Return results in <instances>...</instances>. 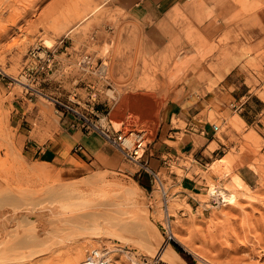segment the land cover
<instances>
[{
    "label": "rangeland",
    "instance_id": "rangeland-1",
    "mask_svg": "<svg viewBox=\"0 0 264 264\" xmlns=\"http://www.w3.org/2000/svg\"><path fill=\"white\" fill-rule=\"evenodd\" d=\"M86 1L0 0V225L4 227L19 221L21 216L22 221L19 222L23 225L19 233L15 230L16 233L13 231L3 238L5 245L22 241L25 244L28 238L29 244L33 239L39 240L36 236L41 237L50 225H54L49 219L64 220L69 217L65 219L67 222H62L73 228V221L81 220L79 214L88 213V208L72 200L56 201L57 196L50 184L54 180L78 181L98 176L102 180V188L117 181L127 183L131 179H135L143 188L146 186L149 224L159 228L163 240L170 244L174 241L182 247L189 256L187 259L181 254L188 264H264V152L261 151L264 139L251 128L246 131L245 123L234 122L232 115H238L236 111L225 112L221 111L223 105H208L196 117L198 121L216 124L215 136L221 141L224 134L230 135V140L235 142L225 149L218 147L213 140L202 159L195 160L194 151L162 156L164 162L157 171L162 181L159 183L167 192L168 213L171 214L167 218L159 183L153 182L148 172L139 174L137 165L125 160L98 133L95 134L102 140V147L89 154L83 169L72 175L62 171L61 162H55V159L45 163L31 157L28 153L31 140L37 139L45 144L54 138H63L65 141L59 154L64 151L69 161H74V145L68 140L73 130L70 128V118L55 113L48 98L24 85L28 83L39 91L63 99L76 90L82 98V106L89 104L90 108L92 105L95 109L93 112L102 118L101 122H107L113 115H122L120 122L126 120L147 128L148 144L144 152L147 158L151 141L163 119L161 114L167 101L166 90L178 92L187 89L186 85H175V82H184L190 76L197 77V72L202 74L208 71L217 76L209 64L217 71L228 64L230 68L235 67V72L245 73L250 78L253 77L252 73L264 76V25L256 15L261 3L258 0H230L239 3L238 9L234 10L232 17L233 11L229 6L230 17L224 20L223 27H218L206 20L213 15V11L206 10L201 0H189L191 8L182 7L171 18L169 27L175 33L174 40L170 36L158 40L151 34V22L145 28L142 23L127 20V12L115 5V0H92L90 7ZM47 39L53 41L49 49L53 51L58 67L54 66L52 74L46 76L41 73L38 79L30 81L26 75L29 52L34 46H45ZM170 47L171 52L168 50ZM194 48L211 51L201 53L197 57L200 62L193 61L194 65L196 61V66H199L197 72L192 70L191 63L183 70H177L179 61L176 55L193 51ZM82 52L92 54L94 62L99 63L101 59L106 61L108 84L95 74H83L78 70L75 59ZM118 64L120 66L117 68ZM170 73L174 75L173 81L168 79ZM76 77H86L85 81L96 82L91 88L82 80L75 83ZM164 77L171 84L162 85L160 82ZM246 81L250 82V79L246 78ZM188 87L192 90L186 91L187 95L190 92L198 93L199 86ZM251 87L255 90L257 85L252 84ZM93 92H96L95 98H87V94ZM258 92L264 97V88ZM18 117L20 122L16 125ZM116 126H121V123ZM225 154L232 155L238 165L229 170L226 162L222 161L225 157L220 159ZM251 164L253 167H249ZM238 169L249 187L238 186L232 181V173L238 172ZM46 170L49 171V178L43 176ZM196 175H199L197 180L201 184L197 189L199 192L180 195V186L175 181ZM224 186L235 194L233 202L222 203L220 198L210 194L213 187ZM81 208L88 211L83 212ZM128 209H133V205ZM73 211L81 212L77 214ZM73 216L77 218L71 219ZM86 216L89 217L88 214ZM32 217L35 220L31 221ZM166 219L169 220L168 224ZM130 226L128 230H122L123 233L128 231L123 235H120L121 229L116 228L112 231L114 234L108 237L78 238L69 248L60 247L55 240L48 239L49 242L53 241L49 247H55L54 251L45 255L33 253L32 258L23 259L17 264H68L74 249L80 245L84 247L82 258L105 254L110 257L111 264H133L132 259L139 257L157 258L158 264H168L157 254L137 244L139 239L134 234V225ZM171 229L177 233L178 239L172 237Z\"/></svg>",
    "mask_w": 264,
    "mask_h": 264
},
{
    "label": "crops",
    "instance_id": "crops-1",
    "mask_svg": "<svg viewBox=\"0 0 264 264\" xmlns=\"http://www.w3.org/2000/svg\"><path fill=\"white\" fill-rule=\"evenodd\" d=\"M188 1L115 0L114 4L127 12V20L142 23L145 28H148L151 22L153 25L151 34L156 39L164 40L170 36L174 40L173 34L175 35V33L169 27L171 18L177 13L178 9L182 7L191 8L192 5H188ZM258 1L261 3V6L256 11V15L261 24L264 25V0ZM201 4L205 5L206 10L213 11V15L206 20L213 22L212 25L218 27H223L224 20L230 17L229 6H231V10L233 11L231 13L232 17L235 13L234 10L238 9L239 6V3L230 0H201ZM168 50L171 52V47ZM210 51V49L201 50V48H194L193 51L187 50L181 52L186 54L187 57L182 61L178 59L181 63L178 62L177 70L181 71L185 67L190 66L189 64L191 63L192 70L197 72L199 66H196V61L194 65L193 61L197 60V62H200L201 60L197 59V57L203 52L207 54ZM181 53H178L176 56H179ZM190 54L192 55L189 56ZM119 66L120 64H118L117 68ZM209 66L216 71L217 76L208 71L202 74L197 72L198 75L201 74L202 76H190L184 82L177 81L174 83L175 85H186L187 89L185 91L166 90L167 101L162 108L161 114L163 119L157 128L155 137L151 141L148 152L149 156L146 158L152 169L157 170L158 166H162V162H164L162 156L166 154L178 155L180 152L192 153L194 151V158L198 160L205 156V151L213 140L216 141L218 147L223 149L235 142L230 140L229 134H224L223 141H221L215 136L216 132L213 130L214 123L206 120L205 122H201L196 119L208 105H223L221 111L224 110L225 112L236 111L238 115H232L234 122L245 123L246 131L251 128L264 139V97L258 92L264 88V76H256L252 73L253 77L250 78L245 73L242 75L239 71L235 72V67L232 66L230 68L228 64L224 65V71H217L218 69L213 65L209 64ZM173 76V73H170L168 79L173 81ZM246 78H249L250 82H247ZM160 83L162 85L171 84L165 77L162 78ZM252 84L257 85L255 90L252 89ZM191 85L199 86L198 93L195 94L194 92L192 94L190 92L187 95L186 93L192 90V88L188 87ZM207 85H212L213 87L209 89ZM192 95L196 97L193 98ZM229 105H232V108ZM233 105H235L234 108ZM19 122L20 119L18 117L16 125ZM181 123L184 124L182 125ZM70 128L73 130V133L68 140L73 145L80 143L83 146L80 151L72 154L74 161H69L64 151L59 154L63 147V141H65L63 138L61 140L54 138L45 144H41L37 139H33L28 147V153L31 157L45 163L54 159L55 162H61V170L68 175L79 172L87 163L88 155L102 147V140L97 137L96 131H83L79 128ZM261 151L264 152V145H262ZM238 172L241 174L239 169ZM198 178L199 175H196V177L184 176L178 182L175 181L180 186L179 194L184 196L197 194L199 192L197 189L201 187V184L198 183ZM243 179L248 184L244 177Z\"/></svg>",
    "mask_w": 264,
    "mask_h": 264
},
{
    "label": "bare ground",
    "instance_id": "bare-ground-1",
    "mask_svg": "<svg viewBox=\"0 0 264 264\" xmlns=\"http://www.w3.org/2000/svg\"><path fill=\"white\" fill-rule=\"evenodd\" d=\"M91 2H92V0L86 1L88 6L92 5ZM88 6L86 5L85 8L87 9ZM63 14H66V13H63ZM74 27L75 26H73L72 28L70 27V30H72ZM44 45L47 47L52 46L53 41L50 39H47L44 42ZM191 55L192 54H190L189 56H191ZM186 57H187L186 54L181 53V54H179V56H177V59L182 61ZM179 63H181V62H179ZM104 64L107 65L106 61H104ZM24 85H25V87L32 86L28 83H24ZM36 90L39 92V90L37 88H36ZM121 116L122 115H113L112 117H110V120L112 121V123L115 126L119 125V123H121L120 122ZM93 131H95V130H93ZM226 155L227 154L222 156V158H220V159H223L225 157V159H223L222 161L226 162L227 168L229 170L234 165H238L237 163L235 164V161H234L232 155H229V154L227 156ZM250 166L253 167V164H251ZM234 170H232V171H234ZM43 176L49 178L50 177L49 171H47V170H46V172L44 171ZM87 176H88V174H87ZM81 178H82V176H81ZM159 179H161V178H159ZM73 181H72V179L71 180H64V181H60V182L59 181L57 182L54 180V181H52L51 184L49 183L51 190H53L54 194L57 196V199L55 197L54 198L56 199V201L57 200L58 201L72 200L75 203H78V204L80 203L82 205V207L84 206V207H86V209L88 208L89 211L85 209L86 212L88 211V213L85 214V212H84L85 210L82 208L81 209L83 210L84 213H80L81 211H77L80 213L79 214L76 211H73L72 213L76 212L80 216L78 218H81V220L77 219V220L73 221V224H74V225L72 224L73 228L68 227L67 225L63 224L64 221L67 222L65 219H69V217L65 218L64 220H62L63 218H60V219L57 218L55 220L49 219V221H53V223L52 222H50V223L54 224V225H50L51 227L49 226L48 227L49 229L45 230L43 232L45 234L44 235L42 234L41 237L36 236L39 238V240L32 238L33 242L31 244L28 243V240H30V238H28V240L26 241L25 244H23L22 243L23 241H22V242H18L17 244L10 243L13 245L6 246L5 243L3 242V238L5 239V236L7 234H11L15 230L18 232V230L21 228V226H23L19 222V221H22L21 220L22 216H21V219H19V221L17 220V221L11 222L10 224H8L4 227H1V225H0V255H1L0 256V264H17L18 262L20 263V261L23 259L27 260V258H32L33 253L41 255V254H44V253H47L50 251H54L55 247H53V248L49 247L53 241H51V242L47 241L48 239H51V238L53 240H55V242L59 243L61 245L60 247L69 248L70 245L73 242H75L74 240H78V238H81V237H84V238L85 237H89V238L95 237L96 238V237H102V236L108 237L113 233L112 231L116 230V228L121 229L122 234H120V233H118V234H120V235L126 234L128 231L126 233L125 232L123 233L122 230H128V227L130 225L131 226L134 225V228H135L134 234L139 239V242H137V244L142 246L146 251L157 254L161 260L167 262L168 264H188L187 261L182 257V255H180L177 252V250L174 248V246L172 244H170L168 241L163 240V235L160 232L159 228L154 224H149L148 218H147L148 213H146V209H147L146 203L147 202H146L145 190L138 184V182L135 179H131V181H129L127 183L119 182V181H117L115 183L113 182L112 185L110 184L105 188H102V184L100 182L102 180L98 176L97 177H90L89 176L87 178L86 177L82 178L78 181H74V182ZM232 181L235 184H237L238 186L249 187V184H247L245 182V180L243 179L241 174L237 171L232 173ZM160 182H162V181L160 180ZM133 185H134V187H132ZM83 188H85V190L87 189V191L84 192ZM228 188L225 186L224 187H217V188L213 187L212 188L213 190H211L212 193L210 191L209 192H210V194H214V196H216L217 198H220L221 201H225V202L229 203V202L234 201L235 194L233 193V191H229ZM16 191H18V190H16ZM23 193L25 194V192H23ZM24 194L21 196L23 197ZM18 197L19 196H17V198ZM12 200H11V203H12ZM0 201H2V200H0ZM22 204L27 205L25 203H22ZM85 205H87L88 207ZM131 205H133V209L129 210L128 208ZM70 210H71V208H70ZM11 211H12V209H11ZM9 213H10V211H9ZM1 214H4V213H1ZM87 214L89 215V217L86 216ZM95 214L97 216L94 218L93 216ZM4 216L2 219H4ZM8 217L9 216H6V218H8ZM60 217H62V216L60 215ZM74 217L75 216H73V218H71V219H74ZM75 218H77V217H75ZM30 220L33 221V220H35V218L32 217ZM45 221H48V220H45ZM31 225H36V224L32 223ZM27 226H29V224ZM32 227H31V229H34ZM22 229H21V231H22ZM110 229H113V230H110ZM30 230L28 229V231H30ZM132 230H133V228H132ZM16 231H15V233H16ZM28 231H26V232H28ZM131 232L133 233V231H131ZM170 233H171L172 237H174L175 239H178L177 233L174 232L172 229L170 230ZM35 235H36V233H35ZM46 235L49 237H45ZM43 236H44V238H43ZM129 237H133V236H129ZM135 237H133V238H135ZM11 238L12 237H10L9 239L12 241ZM45 238H47V239H45ZM120 238H122V236ZM12 242H14V241H12ZM47 242H49V243H47ZM7 245H9V243ZM73 247L74 246H72L71 248H73ZM86 247L87 246H85V248ZM83 248H81V245H80L79 247L77 246L74 249L73 254L70 256V259L68 260V264H92L93 263V261H90L89 258H82ZM2 254H4V256H2ZM61 254H64V253L62 252ZM59 255H60V253H59ZM96 255H98V254H96ZM57 258H59V257H57ZM31 260H34V259H31ZM110 264H111V261H110Z\"/></svg>",
    "mask_w": 264,
    "mask_h": 264
},
{
    "label": "built area",
    "instance_id": "built-area-1",
    "mask_svg": "<svg viewBox=\"0 0 264 264\" xmlns=\"http://www.w3.org/2000/svg\"><path fill=\"white\" fill-rule=\"evenodd\" d=\"M29 58L30 60L26 65V70L28 71L26 75L30 81L38 79L41 73H44L46 76L52 74L54 66L57 65L56 68L58 67L53 51L50 50L49 47H32L29 52ZM75 65L81 73L95 74L97 78L102 79L108 84L106 64H104L102 59L99 63L94 62L92 54L82 52L75 59ZM85 79L86 77H76L74 81L77 83L82 80L87 86L93 88L96 80L92 82L89 79L85 81ZM28 87L37 91L33 86ZM39 92L52 102L55 113L70 118L71 127L79 128L83 131H97L104 139L105 143L118 150L125 160L137 165L136 171H138L139 174L143 171L148 172L151 175L152 181H157L159 183L158 171L152 169L147 159L144 157V152L148 144L146 140L148 137L147 128L136 126L134 123L125 122L126 120H123L119 127H115L110 119L105 123L101 122L100 120L102 118L99 117L96 112H93L95 109L92 105H90V108H88L89 104H87L86 107L82 106V98L76 90H73L70 94L71 97L69 96L66 99L60 98L59 96L48 95L41 90ZM95 96L96 92L87 94V98L91 100L94 99ZM217 127L216 124H213L214 132L217 131ZM82 148V144L77 143L74 145L73 150L77 152ZM159 188L161 190L162 206L167 213V218H169L171 214L168 213L167 192L160 183ZM223 202L224 201H222V203ZM168 221V219L165 220L166 224L169 223ZM105 253L107 254V252ZM88 257L90 261H93L92 264H110V260L105 254L88 255ZM132 262L133 264H158L159 260L157 258L147 259L139 257L137 259H132Z\"/></svg>",
    "mask_w": 264,
    "mask_h": 264
},
{
    "label": "trees",
    "instance_id": "trees-1",
    "mask_svg": "<svg viewBox=\"0 0 264 264\" xmlns=\"http://www.w3.org/2000/svg\"><path fill=\"white\" fill-rule=\"evenodd\" d=\"M172 242V245L174 246V248L177 250V252L181 255H183V256H185L187 259H189V256H188V254L186 255V253L183 251V249H182V247L179 245V244H177L176 242H174V241H171ZM182 256V257H183ZM184 258V257H183ZM185 259V258H184ZM186 260V259H185ZM188 263V262H187Z\"/></svg>",
    "mask_w": 264,
    "mask_h": 264
}]
</instances>
